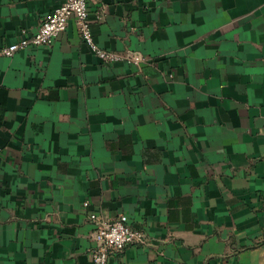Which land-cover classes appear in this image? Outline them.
Segmentation results:
<instances>
[{"label": "crops", "instance_id": "1", "mask_svg": "<svg viewBox=\"0 0 264 264\" xmlns=\"http://www.w3.org/2000/svg\"><path fill=\"white\" fill-rule=\"evenodd\" d=\"M63 0H0V46ZM0 58V264H92L91 214L146 234L110 264H264V0H100Z\"/></svg>", "mask_w": 264, "mask_h": 264}, {"label": "built area", "instance_id": "2", "mask_svg": "<svg viewBox=\"0 0 264 264\" xmlns=\"http://www.w3.org/2000/svg\"><path fill=\"white\" fill-rule=\"evenodd\" d=\"M100 0H63V3L51 11L42 20L38 29L32 33H24L12 44L0 46V58H9L17 52L39 46H49L64 33L70 22H74L82 42L91 52L106 63H115L119 57L112 52L101 50L94 41L90 23V6ZM94 225L92 241L94 247L90 250L92 264H110L112 258L122 253L132 245H144L146 234L131 226L126 215L113 219L101 218L91 214Z\"/></svg>", "mask_w": 264, "mask_h": 264}]
</instances>
